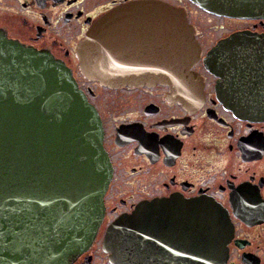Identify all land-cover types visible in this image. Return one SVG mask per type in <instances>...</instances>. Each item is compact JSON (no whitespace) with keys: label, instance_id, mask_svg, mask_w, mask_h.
I'll return each instance as SVG.
<instances>
[{"label":"flooded vegetation","instance_id":"af4514ba","mask_svg":"<svg viewBox=\"0 0 264 264\" xmlns=\"http://www.w3.org/2000/svg\"><path fill=\"white\" fill-rule=\"evenodd\" d=\"M131 1L184 10L199 47L190 68L203 83L198 103L185 106L164 85L108 87L79 71V41L100 16ZM193 12L227 18L191 0H0V31L63 62L101 124L112 166L104 215L91 245L72 264H134L127 254L133 250L137 264H198L209 247L208 206L220 209L214 218L227 238L221 264H264V113L237 111L264 108L247 102L264 101L263 74L240 71L219 86L205 61L234 32L263 36L264 18L229 17L235 25L198 28ZM209 31L222 33L213 38ZM137 207V247L112 248L126 251L123 257L106 251L108 229Z\"/></svg>","mask_w":264,"mask_h":264},{"label":"water","instance_id":"95a60500","mask_svg":"<svg viewBox=\"0 0 264 264\" xmlns=\"http://www.w3.org/2000/svg\"><path fill=\"white\" fill-rule=\"evenodd\" d=\"M191 1L221 16L264 18V0ZM75 56L81 74L103 86L160 84L185 106L202 96V79L190 70L199 56L194 29L183 9L164 2L131 1L100 16ZM205 61L219 86L240 71L264 78L257 67L264 65V35L234 32ZM111 176L101 124L71 70L0 31V264H72L94 239ZM205 210L209 247L198 264H221L227 238L214 218L220 209ZM141 215L137 207L117 219L103 248L123 257L126 251L112 248L137 247ZM127 254L137 264V251Z\"/></svg>","mask_w":264,"mask_h":264},{"label":"rangeland","instance_id":"374dc122","mask_svg":"<svg viewBox=\"0 0 264 264\" xmlns=\"http://www.w3.org/2000/svg\"><path fill=\"white\" fill-rule=\"evenodd\" d=\"M219 16H221V15H219ZM190 19L198 28H206V27L209 28V25H211V24L214 25V24H220V23H222V24L225 23V24H228L230 26L232 24L235 25V21L231 20L229 17H227V18H215V17L212 18V17L206 16L202 13L196 14L193 12L190 15ZM220 33H222V32L212 33L209 31L208 36L215 38Z\"/></svg>","mask_w":264,"mask_h":264},{"label":"bare ground","instance_id":"6f19581e","mask_svg":"<svg viewBox=\"0 0 264 264\" xmlns=\"http://www.w3.org/2000/svg\"><path fill=\"white\" fill-rule=\"evenodd\" d=\"M257 99H258L257 101H259V102H261V101H262V100H261L260 98H258V97H257Z\"/></svg>","mask_w":264,"mask_h":264}]
</instances>
